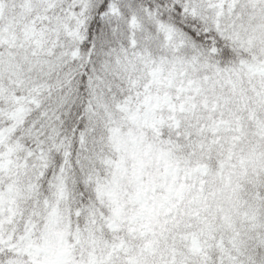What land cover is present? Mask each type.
I'll list each match as a JSON object with an SVG mask.
<instances>
[{
    "label": "snow or ice",
    "instance_id": "1",
    "mask_svg": "<svg viewBox=\"0 0 264 264\" xmlns=\"http://www.w3.org/2000/svg\"><path fill=\"white\" fill-rule=\"evenodd\" d=\"M0 264H264V0H0Z\"/></svg>",
    "mask_w": 264,
    "mask_h": 264
}]
</instances>
